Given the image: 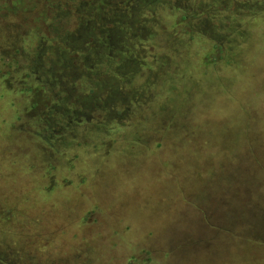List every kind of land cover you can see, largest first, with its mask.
<instances>
[{
    "label": "rangeland",
    "instance_id": "374dc122",
    "mask_svg": "<svg viewBox=\"0 0 264 264\" xmlns=\"http://www.w3.org/2000/svg\"><path fill=\"white\" fill-rule=\"evenodd\" d=\"M66 1L0 0V255L222 264L203 259L201 241L216 237L232 264H264V242L248 230L252 200L264 206V11L246 15L245 39L228 47L182 35L179 16L162 9L155 53L175 75L156 89L150 121L68 147L45 132L51 99L22 56L44 31L36 19ZM229 177L234 193L223 197Z\"/></svg>",
    "mask_w": 264,
    "mask_h": 264
},
{
    "label": "trees",
    "instance_id": "16d2710c",
    "mask_svg": "<svg viewBox=\"0 0 264 264\" xmlns=\"http://www.w3.org/2000/svg\"><path fill=\"white\" fill-rule=\"evenodd\" d=\"M61 9L36 19L44 31L30 37L22 56L26 75L51 99L41 118L45 132L69 147L150 121L156 89L175 75L169 56L155 53L162 9L179 16L182 35L232 47L246 36L239 22L263 12L264 0H67ZM227 180L223 197L234 193V181ZM252 202L255 221L248 230L255 229L260 243L264 206ZM243 214L237 215L241 228ZM2 254L0 264H14Z\"/></svg>",
    "mask_w": 264,
    "mask_h": 264
},
{
    "label": "crops",
    "instance_id": "0c3cea01",
    "mask_svg": "<svg viewBox=\"0 0 264 264\" xmlns=\"http://www.w3.org/2000/svg\"><path fill=\"white\" fill-rule=\"evenodd\" d=\"M208 239H209V241H208ZM208 239L201 241V242H203V245L205 243V246H203V250L205 251L204 252L205 254H203V259H205L206 257L209 256L211 259H214V258L220 259L223 262L222 264H228V263L232 264L231 262L227 261L226 258H222L218 252L217 253L215 252V246L214 245L216 243L219 244L220 238L216 239V237L215 238L210 237Z\"/></svg>",
    "mask_w": 264,
    "mask_h": 264
}]
</instances>
